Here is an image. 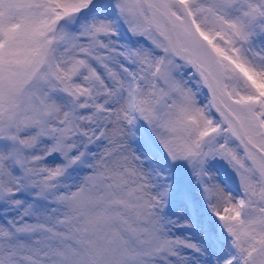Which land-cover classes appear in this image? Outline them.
Wrapping results in <instances>:
<instances>
[{"label": "snow or ice", "instance_id": "obj_1", "mask_svg": "<svg viewBox=\"0 0 264 264\" xmlns=\"http://www.w3.org/2000/svg\"><path fill=\"white\" fill-rule=\"evenodd\" d=\"M0 264H264V0H0Z\"/></svg>", "mask_w": 264, "mask_h": 264}]
</instances>
